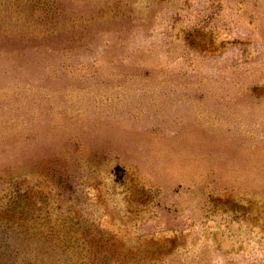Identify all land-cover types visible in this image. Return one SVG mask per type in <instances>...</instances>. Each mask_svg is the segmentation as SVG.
<instances>
[{"label":"rangeland","instance_id":"374dc122","mask_svg":"<svg viewBox=\"0 0 264 264\" xmlns=\"http://www.w3.org/2000/svg\"><path fill=\"white\" fill-rule=\"evenodd\" d=\"M0 264H264V0H0Z\"/></svg>","mask_w":264,"mask_h":264}]
</instances>
